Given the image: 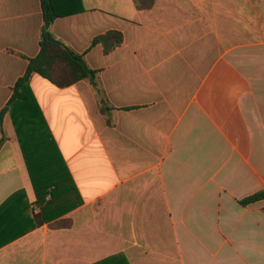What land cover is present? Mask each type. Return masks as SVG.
Wrapping results in <instances>:
<instances>
[{"label":"crops","instance_id":"crops-1","mask_svg":"<svg viewBox=\"0 0 264 264\" xmlns=\"http://www.w3.org/2000/svg\"><path fill=\"white\" fill-rule=\"evenodd\" d=\"M53 2L113 124L89 80L34 74L72 182L68 200L38 197L7 103L39 53L41 1L0 0V264H264V199L240 204L264 191V0ZM109 31L123 43L105 53L92 41Z\"/></svg>","mask_w":264,"mask_h":264},{"label":"trees","instance_id":"trees-1","mask_svg":"<svg viewBox=\"0 0 264 264\" xmlns=\"http://www.w3.org/2000/svg\"><path fill=\"white\" fill-rule=\"evenodd\" d=\"M40 1L43 12L40 50L35 57L28 59L27 69L14 84L7 107L38 197L42 192L43 200L48 196L52 201L68 200L69 183L71 182L68 167L32 90L30 84L32 76L38 74L58 88H66L79 81L89 80L96 91L99 110L106 117L109 125L113 124L111 120L113 107L109 104L105 91L100 85L98 71L90 68L84 54L76 52L56 37L52 31L54 21L68 14L58 12L53 0ZM154 1L147 0L144 6L149 8ZM99 43L103 45L105 53H109L123 43V34L119 31H109L95 37L92 41V45ZM5 111L6 109L0 115V123ZM0 132L1 147L5 141V135L2 129ZM262 199H264V191L241 200L240 204L246 206ZM63 213V209H60L58 213L51 215H62ZM47 216L43 208L36 215V225L48 221ZM98 264L129 263L124 256L119 255Z\"/></svg>","mask_w":264,"mask_h":264}]
</instances>
